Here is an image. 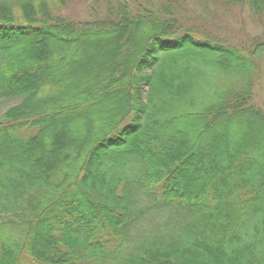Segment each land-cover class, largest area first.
<instances>
[{
  "label": "trees",
  "instance_id": "trees-1",
  "mask_svg": "<svg viewBox=\"0 0 264 264\" xmlns=\"http://www.w3.org/2000/svg\"><path fill=\"white\" fill-rule=\"evenodd\" d=\"M61 4L0 0V99L21 98L0 115V264H264V38L180 22L177 0Z\"/></svg>",
  "mask_w": 264,
  "mask_h": 264
},
{
  "label": "rangeland",
  "instance_id": "rangeland-1",
  "mask_svg": "<svg viewBox=\"0 0 264 264\" xmlns=\"http://www.w3.org/2000/svg\"><path fill=\"white\" fill-rule=\"evenodd\" d=\"M128 4L134 8L139 3L145 1L152 6H156L163 0H127ZM179 8L177 10V19L180 22L197 23L206 26V30H209L211 34L224 37L229 42L238 44L239 42H245L248 38L258 37L263 40L264 38V14H256L245 7L244 5H231L212 6V9L203 10L202 4L198 0H177ZM126 0H62V7L59 14L68 17L71 20H88L99 19L107 15L106 7L110 3L112 6H116ZM176 14V13H175ZM227 41V42H228ZM94 52L93 47H87L82 52L84 58L88 57ZM97 53V52H96ZM99 54V51H98ZM97 54V55H98ZM161 63L157 62L154 65V69L160 67ZM263 74L259 79H256L254 86L253 100L258 106L264 109V57H263ZM21 102V98L0 99V115L3 114L8 108L15 106ZM262 109V110H263ZM97 123V120H95ZM75 132L73 131V134ZM264 145L257 143L253 145L254 150L264 159L263 152ZM112 172V171H111ZM111 172L109 174H111ZM108 174V175H109ZM113 175L118 177L114 172ZM123 184V181H118V185ZM98 199L103 200V195L111 197L108 194L106 188H98L95 193ZM163 218L158 216L150 221L143 222L137 230L141 234H148L157 223ZM160 227L157 228V230ZM153 232V233H154Z\"/></svg>",
  "mask_w": 264,
  "mask_h": 264
}]
</instances>
